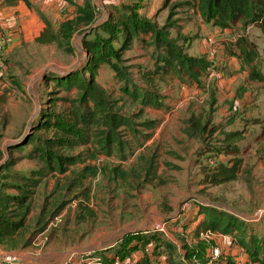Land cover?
I'll list each match as a JSON object with an SVG mask.
<instances>
[{"label": "rangeland", "instance_id": "374dc122", "mask_svg": "<svg viewBox=\"0 0 264 264\" xmlns=\"http://www.w3.org/2000/svg\"><path fill=\"white\" fill-rule=\"evenodd\" d=\"M67 1L69 8L60 16L64 19L75 17L78 10L73 0ZM88 1L95 19L80 25L69 40L40 44L29 36L12 48L5 40L1 47L0 41V213L19 211L8 194L30 196L25 227L14 237L0 238L1 259L11 256L12 264H112L126 255H148L157 264L171 244L175 256L186 264H263L259 261L264 260L261 31L238 23L225 32L221 27L214 30L211 23L209 39L222 46V52L211 59L202 86L168 76L155 87L166 107L155 109L143 105L137 94L152 88L141 69L153 67L154 45L135 41L124 53L120 66L126 79L102 65L91 83L89 71L83 70L89 56L84 36L108 35L112 8L135 0ZM136 1L141 15L166 28L171 37L185 38L188 51L195 39L198 46L208 40L200 30L204 18L198 16L199 0ZM64 19L48 22L57 32ZM240 39L248 47L256 45L258 60L244 62ZM112 44L119 46L117 40ZM253 71L262 79H252ZM53 76L80 78L77 84L60 87L49 80ZM244 91L248 102L242 106L238 98ZM232 129L244 131L238 141L243 158L239 178L205 189L200 183L202 167L229 161L231 156L218 153L217 147ZM31 134L36 142L49 140L56 152L73 156L77 163L65 173H50L38 157L26 154L33 145L24 146L23 152L10 149ZM210 148L213 151H205ZM11 159L14 165L2 169ZM87 166L96 167L98 175L81 181ZM10 170L43 174L37 176L41 179L36 186L21 190L15 185L24 181ZM207 208L235 216L245 233L227 234L230 244L220 232L210 237L198 234ZM138 236L137 244L131 243ZM156 236V241L148 240ZM213 247L221 248L217 258Z\"/></svg>", "mask_w": 264, "mask_h": 264}, {"label": "trees", "instance_id": "16d2710c", "mask_svg": "<svg viewBox=\"0 0 264 264\" xmlns=\"http://www.w3.org/2000/svg\"><path fill=\"white\" fill-rule=\"evenodd\" d=\"M20 1H24L29 6L32 4L31 0H0V6L13 7ZM84 1L82 5H78L76 16L64 19L60 23L57 32L53 30L50 22H46V27L35 38L36 41L40 44H50L58 41L59 38L69 40L80 25L92 23L96 16L95 9L90 1ZM198 3V8L205 22L212 23L214 26H219L223 29L232 28L238 23H242L245 28L254 26L261 31L264 38V0H199ZM138 8L136 0L114 6L110 14L111 25L109 26L108 23V35L84 36V47L89 56L83 70L85 72L89 71L92 84L95 82V76L102 65L110 66L119 77L126 79L124 76L125 71L120 66V62L124 61V53L133 46L135 41H144L149 43V45H154L156 57L153 67L142 66L141 69L142 78L152 88L146 87L143 90L141 89V92L138 91L137 94H141L140 100L143 105L155 109H164L166 103L158 89L155 88L157 83L168 76H173L183 82L196 83L202 86V78L208 75L211 62L205 56L191 55L185 45L187 43L185 38H181V36L171 37L166 28H161L152 20L145 18L138 12ZM146 36H149V42ZM114 40L119 42L118 47L113 46L112 41ZM237 44L241 50L240 57H242L244 62L251 64L258 60L259 52L255 44H250L248 47V42L245 39H240ZM77 77L80 78V76H75L72 79L68 77L61 79L53 76L49 80L63 87V85L77 84L79 81ZM251 78L262 79L257 71L251 73ZM80 84L82 85V82ZM43 127L46 128V126ZM33 136L36 135L23 136L22 140L12 143L10 149L13 148L23 152L24 146L33 145V150L26 154H29L30 157H38L50 173H65L68 170V166L77 163V159L73 156H65L56 152L49 140L36 142ZM243 137V130L232 129L226 133L222 140L223 144L217 147V151L231 157L228 162L216 161L212 165L202 167L200 183L205 189L210 186H219L235 181L239 178L243 166V158L239 156L242 150L238 141L242 140ZM205 151H213V148ZM14 161L15 159L8 160L2 166V169H7L14 165ZM10 173L24 181L22 184L17 183L15 185L21 190H26V186H36L41 179L37 178V176L39 177L43 174L41 170H34L32 174L13 172L11 170ZM97 175L98 169L96 167L87 166L83 169L81 181L89 176ZM7 196L8 201L17 205L19 211L16 214H12L13 212L9 214L0 213V238L16 236L25 227L26 219L30 213L29 194L10 193ZM86 196L89 198L90 191ZM203 212L206 217L197 225L196 231L198 234L205 231L220 232L225 235L234 232L237 234L245 233L244 224L235 216L222 210L218 211L209 208L204 209ZM138 239H141V236L133 237L131 243H135L134 241ZM156 239L157 236L148 240L156 241ZM244 242L242 240L241 244H244ZM167 245L169 247L168 252L158 257L157 264H186L175 256L172 245ZM127 257L126 255L125 258ZM147 257L148 255L140 256L134 264H152L150 258L148 257V259ZM259 261L264 264V260L261 259Z\"/></svg>", "mask_w": 264, "mask_h": 264}, {"label": "crops", "instance_id": "0c3cea01", "mask_svg": "<svg viewBox=\"0 0 264 264\" xmlns=\"http://www.w3.org/2000/svg\"><path fill=\"white\" fill-rule=\"evenodd\" d=\"M77 6L82 5L84 0H73ZM32 4L29 6L24 1H20L16 6H0V41L1 47L5 40L6 46L9 48L16 47L20 44L21 40L32 36L34 39L41 33L46 27V22L51 20L64 19L61 16V12L69 8V2L67 0H31ZM128 2V1H127ZM65 7V9H63ZM60 10V11H59ZM201 16V13H198ZM67 19V18H66ZM200 30L203 35H208V40L204 41L201 46H198L197 39L192 43L189 48V53L194 56H205L209 61L215 58V55H219L222 51L221 47L217 44L212 45L209 42V38H212L211 23H207L204 20H200ZM214 26V25H213ZM219 26H214L216 30ZM225 32L228 29H224ZM202 34V33H201ZM5 35V38L1 37ZM202 35V36H203ZM149 39V36H146ZM234 63L230 62L229 66L232 68ZM1 73V72H0ZM247 92H243L238 98L239 105H246L248 99L245 100ZM201 222V221H200ZM138 255H131L136 261Z\"/></svg>", "mask_w": 264, "mask_h": 264}, {"label": "built area", "instance_id": "2783aa9c", "mask_svg": "<svg viewBox=\"0 0 264 264\" xmlns=\"http://www.w3.org/2000/svg\"><path fill=\"white\" fill-rule=\"evenodd\" d=\"M108 2H119L121 0H107ZM209 42H211L212 45H214V41L212 39H209ZM161 230H163L162 228H159ZM204 235L210 237V235H212L211 231H205ZM203 236V235H202ZM226 235H224L225 237ZM226 238H228V242L229 244L231 243V239L230 237L226 236L224 239V242L226 243ZM212 255L214 258H217L221 255V248L219 247H213L212 248ZM12 257L8 256L5 260L1 259L0 257V264H12ZM136 261L134 260V258L132 257H128V258H116L113 262V264H134Z\"/></svg>", "mask_w": 264, "mask_h": 264}]
</instances>
